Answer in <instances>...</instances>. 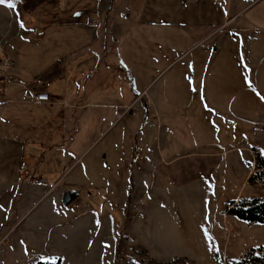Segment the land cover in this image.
Masks as SVG:
<instances>
[{
	"label": "crops",
	"instance_id": "crops-1",
	"mask_svg": "<svg viewBox=\"0 0 264 264\" xmlns=\"http://www.w3.org/2000/svg\"><path fill=\"white\" fill-rule=\"evenodd\" d=\"M135 1H131V9L121 6L124 24L119 23V33L109 34L110 38L101 44L96 42V21L104 9L118 6L116 0H12L14 8L7 2L0 3L8 13L0 34V46L8 48V44L21 41L22 47L30 53L29 59H22V50L16 49L17 45L12 48L13 55L12 50L5 51L3 56H9L13 66L0 78V190L9 193V200L19 196L12 209L21 204L29 189L31 197L39 200L58 188L65 177L72 176L75 179L72 182L82 183L83 172L89 170L85 155L95 145L79 146L80 135L86 129L85 114L91 108L109 117L112 110L118 111L104 132L124 116L128 120L127 133L130 131V136H126L128 141L134 143V134L142 131L145 156L141 160V174L143 169L144 178L147 168H154L156 161L170 163L176 157L165 159L163 153L167 143H173L168 138L178 135L179 121L191 112H204L202 107L226 101L223 90L213 87V74L220 70L215 63L219 50L210 49L209 44L224 42L231 31L228 27L232 26L264 33V0ZM12 28L14 32H10ZM30 37L28 47L25 42ZM257 40L262 42L264 37ZM109 41L116 44L111 46ZM95 44L99 47H94ZM15 50H18L17 61ZM242 53L255 62L258 78L264 85V72H260L264 50L254 46ZM28 67L37 74V79L40 73H45L39 80L45 81L37 84L19 79ZM166 70L174 72L164 80ZM2 78L5 81L1 82ZM162 79L164 82H159ZM37 93L49 95V101H37ZM239 101L236 113L240 119L255 123V137H260V131L264 132V109L258 107V102L254 103L256 108L249 109L243 104L244 99ZM5 135L7 139H3ZM251 143H246L249 149L243 147L249 156L245 160L249 166L245 179H250L256 168ZM110 147L111 156L103 153V159L117 166L112 155L122 149ZM154 152H158L157 156ZM187 154L190 153L178 157ZM80 165L84 166L83 171L78 170ZM32 176L42 179L44 184H36ZM45 176L52 177L53 181L47 184ZM88 176L91 182L92 175ZM33 185L40 189L34 190ZM28 201L31 202L25 212L35 204L34 200ZM64 206L58 209L55 225L62 237L68 228L69 213L79 207L75 201ZM8 208L11 210L10 206ZM18 210L10 216H16ZM53 229L38 225L31 232L37 234L38 240L49 241L47 235ZM40 233L44 237L39 236ZM27 235L33 243L31 235ZM18 243L19 239L15 247Z\"/></svg>",
	"mask_w": 264,
	"mask_h": 264
},
{
	"label": "rangeland",
	"instance_id": "rangeland-1",
	"mask_svg": "<svg viewBox=\"0 0 264 264\" xmlns=\"http://www.w3.org/2000/svg\"><path fill=\"white\" fill-rule=\"evenodd\" d=\"M131 1L116 0L118 8L112 6L111 10L109 7L102 11L95 24L97 43L109 39V34L119 33V23L125 22L121 6L131 9ZM116 14L117 20L114 19ZM7 18L8 13L0 6V34ZM228 28L231 31L224 42L209 44L210 49L219 50L215 63L220 70L213 74V87L223 90L226 101L202 107L204 112H191L179 121L178 135L168 138L173 143H167L163 153L165 159L176 158L164 164L156 161L154 168H147L144 178L143 169L141 174V160L145 156L142 131L134 134V143L128 141L126 136H130V131L127 133L128 120L124 116L104 132L118 111L112 110V117H109L99 111L95 113L97 109H88L86 129L80 135L79 146L95 145L85 155L89 170L83 172L82 183L72 182L75 181L72 176L65 177L58 188L39 200L31 197L29 189L16 209L12 207L15 208L19 196L9 200V193L0 190V264L57 261L59 264H169L175 257L185 259L186 264H230L239 260L249 248L264 246V223H252L248 227L247 221L227 212L233 200L264 199V181L257 162L258 154L264 156V132L260 131V137H255L256 124L240 119L235 111L241 99L249 109L257 107L255 102L264 109V85L258 78L255 62L242 53L254 46L264 50V40H257L263 38L264 33L247 32L236 26ZM14 30L12 28L10 32ZM31 40L30 37L25 42L28 47ZM22 43L16 42V49L22 50V59H29L30 53ZM109 43L111 46L116 44L115 41ZM15 45L0 46V59ZM94 47L99 46L95 44ZM18 50L14 53L16 61L19 60ZM232 52H237L236 56ZM10 53L13 55V50ZM10 65L13 66V62ZM222 68H225L223 72ZM25 71L19 79L37 84L45 81H39L45 73H40L37 79L30 67ZM173 72L166 70L163 79H168ZM260 72H264V63ZM163 79L159 82L163 83ZM2 81L5 80L2 78ZM136 106L138 108L140 103ZM154 140L155 137L151 149ZM248 141L252 142L250 150L255 155L256 168L250 179H245L249 167L245 160L249 156L243 147L249 149ZM110 146L122 149L112 155L117 166L103 159V153L111 156ZM187 152L190 154L178 157ZM157 154L154 152L155 156ZM83 167L80 165L78 170L83 171ZM89 174L92 175L91 182L87 179ZM45 177L47 184L53 181L52 177ZM32 188L39 190L40 186L33 185ZM74 189L80 192L75 200L79 207L69 213L68 228L65 229L64 224L62 237L55 227L58 209L65 207L62 194ZM28 200H34L35 204L25 212L31 202ZM15 210L18 214L11 217ZM23 212L25 214L20 217ZM5 216L9 218L5 219ZM38 225L54 227L47 235L49 241L38 240L37 234L31 232ZM39 236L44 237L42 233Z\"/></svg>",
	"mask_w": 264,
	"mask_h": 264
},
{
	"label": "trees",
	"instance_id": "trees-1",
	"mask_svg": "<svg viewBox=\"0 0 264 264\" xmlns=\"http://www.w3.org/2000/svg\"><path fill=\"white\" fill-rule=\"evenodd\" d=\"M257 162L260 169L259 173L264 181V156L262 154L257 155ZM228 207L230 208L227 212L239 219L253 223H264V199L262 198L233 200L229 203ZM179 262L186 264V260L179 257H175L169 264H177ZM37 264H59V262H38ZM230 264H264V246L249 248L239 260Z\"/></svg>",
	"mask_w": 264,
	"mask_h": 264
},
{
	"label": "built area",
	"instance_id": "built-area-1",
	"mask_svg": "<svg viewBox=\"0 0 264 264\" xmlns=\"http://www.w3.org/2000/svg\"><path fill=\"white\" fill-rule=\"evenodd\" d=\"M11 64V60L9 56H2V58L0 59V78L3 77L6 73V71L8 70L9 66ZM35 99L37 101H49V95L45 94V93H40V94H36L35 95ZM33 180L36 184L38 185H42L44 184V181L40 178H36L35 176H32ZM253 222H248V227H251Z\"/></svg>",
	"mask_w": 264,
	"mask_h": 264
},
{
	"label": "water",
	"instance_id": "water-1",
	"mask_svg": "<svg viewBox=\"0 0 264 264\" xmlns=\"http://www.w3.org/2000/svg\"><path fill=\"white\" fill-rule=\"evenodd\" d=\"M79 196V192L77 190H68L65 191L62 195V204L69 205L74 202Z\"/></svg>",
	"mask_w": 264,
	"mask_h": 264
},
{
	"label": "snow or ice",
	"instance_id": "snow-or-ice-1",
	"mask_svg": "<svg viewBox=\"0 0 264 264\" xmlns=\"http://www.w3.org/2000/svg\"><path fill=\"white\" fill-rule=\"evenodd\" d=\"M3 2H7L9 4V7L14 8L16 6L14 3H12V0H0V3H3ZM20 27L21 28L25 27L24 22L22 20L20 21ZM45 259H46V257H45Z\"/></svg>",
	"mask_w": 264,
	"mask_h": 264
}]
</instances>
